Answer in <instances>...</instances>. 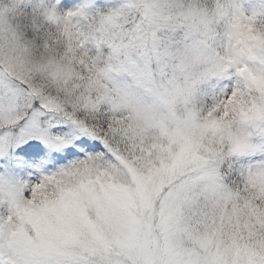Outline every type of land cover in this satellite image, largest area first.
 I'll return each instance as SVG.
<instances>
[{
	"label": "snow or ice",
	"instance_id": "snow-or-ice-1",
	"mask_svg": "<svg viewBox=\"0 0 264 264\" xmlns=\"http://www.w3.org/2000/svg\"><path fill=\"white\" fill-rule=\"evenodd\" d=\"M0 264H264V12L0 0Z\"/></svg>",
	"mask_w": 264,
	"mask_h": 264
},
{
	"label": "trees",
	"instance_id": "trees-1",
	"mask_svg": "<svg viewBox=\"0 0 264 264\" xmlns=\"http://www.w3.org/2000/svg\"><path fill=\"white\" fill-rule=\"evenodd\" d=\"M61 5L65 0H60ZM244 12H251L250 14L264 12V0H237Z\"/></svg>",
	"mask_w": 264,
	"mask_h": 264
},
{
	"label": "rangeland",
	"instance_id": "rangeland-1",
	"mask_svg": "<svg viewBox=\"0 0 264 264\" xmlns=\"http://www.w3.org/2000/svg\"><path fill=\"white\" fill-rule=\"evenodd\" d=\"M64 4H65V3H63V5H64ZM244 13H245L246 15H251V14H250L251 12L249 13V12L246 11V12H244Z\"/></svg>",
	"mask_w": 264,
	"mask_h": 264
}]
</instances>
